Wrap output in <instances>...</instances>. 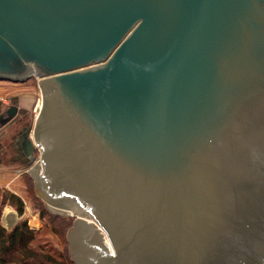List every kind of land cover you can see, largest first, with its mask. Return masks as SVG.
<instances>
[{
    "label": "water",
    "instance_id": "water-1",
    "mask_svg": "<svg viewBox=\"0 0 264 264\" xmlns=\"http://www.w3.org/2000/svg\"><path fill=\"white\" fill-rule=\"evenodd\" d=\"M30 77L75 264H264V0H0V80Z\"/></svg>",
    "mask_w": 264,
    "mask_h": 264
},
{
    "label": "rangeland",
    "instance_id": "rangeland-1",
    "mask_svg": "<svg viewBox=\"0 0 264 264\" xmlns=\"http://www.w3.org/2000/svg\"><path fill=\"white\" fill-rule=\"evenodd\" d=\"M9 84L31 87L36 91V99L32 113L27 117V124L30 126L32 119L36 114L35 106L37 103L38 105L40 104V91L37 85V79L35 77H30L25 80V82H9ZM28 175L29 174L26 173L23 174L18 178V181L14 183L10 182L7 186L0 185L1 223L6 228H10L17 221L26 220L29 227L36 230L34 244L43 246L44 249L51 251L54 255L59 256L62 259L65 257L67 258V255L70 257L68 244L66 242V234L70 226L65 227V225H63L62 222H58V220L55 223L54 219L55 215L62 219H65L68 215L54 213L45 203L41 202L39 196L35 192L33 178L30 179ZM13 190L17 191V195L22 199V214L18 213L16 207L9 201L8 196L6 197L5 195L6 192L4 191L13 192ZM68 218L70 217L68 216Z\"/></svg>",
    "mask_w": 264,
    "mask_h": 264
},
{
    "label": "trees",
    "instance_id": "trees-1",
    "mask_svg": "<svg viewBox=\"0 0 264 264\" xmlns=\"http://www.w3.org/2000/svg\"><path fill=\"white\" fill-rule=\"evenodd\" d=\"M26 174L29 173L26 172ZM28 176L32 179L30 174ZM4 192H6V197L8 196L9 201L16 207L18 213L22 214L23 203L21 197L13 192ZM40 201L43 202L42 199ZM69 217L62 219L55 215V223L58 220L65 227L71 226L73 217ZM35 236L36 230L30 228L26 220H19L10 228L3 226L0 221V264H75L68 255L67 258L62 259L51 251L44 249L43 246L34 244ZM66 242L68 244L67 238Z\"/></svg>",
    "mask_w": 264,
    "mask_h": 264
},
{
    "label": "crops",
    "instance_id": "crops-1",
    "mask_svg": "<svg viewBox=\"0 0 264 264\" xmlns=\"http://www.w3.org/2000/svg\"><path fill=\"white\" fill-rule=\"evenodd\" d=\"M9 82L12 81L0 80V108L12 103L18 109L17 116L28 117L35 104L36 91L27 86L10 85ZM16 135L15 126L6 123V120H0V185L3 186L18 181V178L27 172L23 163L24 156L15 146ZM13 192L17 194V191Z\"/></svg>",
    "mask_w": 264,
    "mask_h": 264
},
{
    "label": "flooded vegetation",
    "instance_id": "flooded-vegetation-1",
    "mask_svg": "<svg viewBox=\"0 0 264 264\" xmlns=\"http://www.w3.org/2000/svg\"><path fill=\"white\" fill-rule=\"evenodd\" d=\"M2 112H0V120L4 121L6 120V123H9L11 126H15L16 128V133H17V139H15V146L18 147L20 150L21 154L24 156L23 163L26 164L28 163V158L24 154V133L28 130L30 127L27 124V116L22 115L21 117L17 116V107H15L14 104L8 103L7 105L3 106L0 108ZM35 154H37L34 151Z\"/></svg>",
    "mask_w": 264,
    "mask_h": 264
},
{
    "label": "built area",
    "instance_id": "built-area-1",
    "mask_svg": "<svg viewBox=\"0 0 264 264\" xmlns=\"http://www.w3.org/2000/svg\"><path fill=\"white\" fill-rule=\"evenodd\" d=\"M38 107H39V105H38V103H37L36 106H35V112H37Z\"/></svg>",
    "mask_w": 264,
    "mask_h": 264
}]
</instances>
